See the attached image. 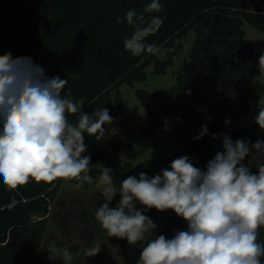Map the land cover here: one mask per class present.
<instances>
[{
	"label": "trees",
	"instance_id": "trees-1",
	"mask_svg": "<svg viewBox=\"0 0 264 264\" xmlns=\"http://www.w3.org/2000/svg\"><path fill=\"white\" fill-rule=\"evenodd\" d=\"M16 9L11 27L5 35L0 33V56L11 53L13 58L28 56L41 66L47 78L60 77L68 83L62 96L74 100L83 98L82 111L92 115L95 109L105 107L113 117V123L105 125V135L121 124L124 113L120 89L123 85L133 86L147 81V68L154 64L157 75H165L174 66V58L183 52V41L191 32L196 33L191 61L186 63L183 73L177 77L170 95L179 100H189V106L181 117L190 122L202 120L211 123L206 141L194 137L199 132L192 126L165 131V121L174 115L171 106H162L160 97L144 89L136 91L137 98L145 105L149 123L141 130L146 138H154L157 127L163 124L167 135H184L190 149L200 161L207 165L217 152L224 151L223 141L214 149L213 135L220 134L236 119L230 111V100L223 97L218 105L207 112L200 108V102H209L214 95V82H225L235 92L239 111L249 112L251 104L264 94V85L255 81L250 89H242L245 81H253L258 69L259 58L255 43L246 38L245 22L264 32V7L256 0H160L162 11L144 13L151 0H14ZM264 2V0H260ZM144 14L146 21L151 16L163 18L159 30L146 38V43H155L162 54L143 53L133 56L125 50L123 41L134 29L124 19L127 11ZM5 3L0 0V31L6 18ZM117 18L120 22L117 23ZM143 26V25H141ZM166 56V59L162 58ZM190 92V94H189ZM68 120L75 124L78 115L69 114ZM264 137L258 124L254 126ZM95 136L84 134V142ZM232 141L243 139L254 144L256 136L246 129L236 130ZM144 150L136 149L122 136L114 134L107 148L98 147L90 160L92 179L97 180L103 167L113 170L114 185L120 187L128 176H134L131 161L139 158ZM129 161L123 165L120 155ZM162 158L160 163L170 168L174 159ZM249 157L243 162L248 165ZM99 163L100 166H95ZM255 173L257 170H252ZM142 172L153 176L149 162ZM63 179L53 182L30 180L27 184L10 188L0 177V264H65L49 262L44 234L49 224L51 208L57 200ZM67 180V179H66ZM76 184L75 180H67ZM82 188H87L84 183ZM99 208L106 202L100 194ZM120 196L116 195L110 207H116ZM138 209L144 206L138 202ZM174 212L172 210H167ZM159 211L155 208L144 212L157 225L155 233L161 231ZM87 216L90 214L86 212ZM39 216L38 218H35ZM59 220V218H57ZM65 218H63L64 220ZM101 229L102 226L100 224ZM188 226L184 220V231ZM258 242L264 244V228L259 229ZM126 245L129 244L125 241ZM123 247H127L122 243ZM140 256L138 257L139 260ZM88 264H106L109 257L100 252L87 260ZM72 264H78L76 261ZM264 264V258H262Z\"/></svg>",
	"mask_w": 264,
	"mask_h": 264
},
{
	"label": "clouds",
	"instance_id": "clouds-1",
	"mask_svg": "<svg viewBox=\"0 0 264 264\" xmlns=\"http://www.w3.org/2000/svg\"><path fill=\"white\" fill-rule=\"evenodd\" d=\"M161 11L160 0L144 8L148 14ZM124 19L134 29L123 41L125 50L133 56L162 54L155 43L145 42L159 30L162 17L146 21L144 14L129 10ZM258 69L264 74V54ZM67 83L58 76L47 78L31 57L13 58L10 52L0 56V177L6 186L67 179L77 181L79 189L92 182L91 157L83 155L84 134L101 140L113 117L105 107L92 115L83 112V98L61 95ZM69 114L78 115L75 124L69 122ZM254 119L264 131V107ZM169 130L165 121V131ZM206 134L203 126L194 139ZM221 135L224 151L208 161L206 170L181 156L171 162L170 170L153 177L144 172L138 178L128 176L117 189L113 170L103 167L96 187L106 202L96 210V219L109 236L130 245L146 244L137 264H262L264 244L258 236L264 228V141L233 142ZM250 155L255 173L243 163ZM117 194L118 204L110 207ZM137 202L144 207L137 209ZM152 208L174 211L186 221L187 231H176L171 239L162 234L153 238L157 225L144 214Z\"/></svg>",
	"mask_w": 264,
	"mask_h": 264
},
{
	"label": "rangeland",
	"instance_id": "rangeland-1",
	"mask_svg": "<svg viewBox=\"0 0 264 264\" xmlns=\"http://www.w3.org/2000/svg\"><path fill=\"white\" fill-rule=\"evenodd\" d=\"M2 1L6 5L7 14L0 33L5 35L12 25L17 6L14 0ZM256 1L264 7V2ZM243 29L246 32V38L255 43L256 55L262 53L264 51V32L257 30L248 22L244 23ZM195 40L196 33L191 32L183 41V52L174 58V66L169 67L165 75H157L155 65L152 64L146 70L147 81L145 83L136 82L133 86L126 84L121 87L122 105L124 106V113L120 117L121 124L110 130L99 141L96 138L87 140L86 152L83 155L92 158L98 147L107 148L111 137L118 134L124 140L132 143L136 149L144 150L139 158L131 161L134 176L137 178L142 172L143 165L147 162L150 164L153 176L161 173L162 169L170 170V168L164 167L159 160L176 155L188 156L194 166L206 170V165L190 149L189 140L184 135H167L163 132V124H160L156 129L154 138L142 136L141 130L148 125L149 117L146 114L145 105L136 96L137 90L144 89L157 94L160 97L162 106H171L174 110V115L168 120L171 130L192 126L200 133L201 128L207 126L208 133L211 123L202 120L190 122L181 117V113L188 108L190 101L175 99L170 95V90L176 84L177 77L183 73L186 63L191 61L192 47ZM162 59L165 60L166 56ZM257 80L264 85V74H260L259 70L255 72V79L243 82L241 88L250 89ZM213 88L214 95L211 100L199 103L201 110L207 112L218 105L223 97H228L230 100L229 109L236 116L235 120L228 123L225 129L216 135L218 138L213 140L214 149H218L220 142L223 141V135L221 134L232 138L233 133L239 129H246L256 136L257 141H264L260 131L254 127L256 124L254 118L258 114L259 107H264V94L251 104L247 114L242 115L239 111L236 94L227 83L214 82ZM206 137L207 134L202 137L204 143ZM120 158L121 164L118 170L122 173L123 165L129 159L125 154H121ZM250 159L248 160L250 169L257 170L255 164L249 163ZM95 166L99 167L100 164L96 163ZM96 181L92 179L91 183L85 182L87 188L77 189L76 184H72L66 179L62 180L60 193L51 208L48 228L44 234V242L47 245L50 263L63 261L65 264H72L76 261L78 264H88L87 260L89 258L97 256L102 251L109 257L106 264H137L142 248L146 244L143 245L142 242L141 244L126 245V239L109 236L106 230L101 229L95 216L98 201L101 199V190L96 187ZM115 187L119 189V187ZM136 208L138 209L137 203ZM86 212L90 215L87 216ZM158 217L162 228L160 232L153 233V238L162 234L171 239L176 231H184V219L178 217L174 212H159ZM63 218L65 219L63 220ZM122 243L127 247H123Z\"/></svg>",
	"mask_w": 264,
	"mask_h": 264
}]
</instances>
